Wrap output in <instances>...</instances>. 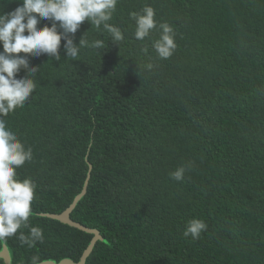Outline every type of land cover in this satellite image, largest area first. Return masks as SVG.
<instances>
[{"label": "trees", "instance_id": "1", "mask_svg": "<svg viewBox=\"0 0 264 264\" xmlns=\"http://www.w3.org/2000/svg\"><path fill=\"white\" fill-rule=\"evenodd\" d=\"M21 2L0 0V14ZM145 5L174 28L168 59L152 48L159 30L134 37ZM110 23L119 46L85 21L74 42L88 32L103 49L72 61L62 41L60 61L29 57L36 89L5 119L33 151L17 178L36 184L29 224L44 242L13 236L0 252L79 262L98 235L86 264H264V0H119ZM193 218L207 225L197 240L183 236Z\"/></svg>", "mask_w": 264, "mask_h": 264}, {"label": "clouds", "instance_id": "2", "mask_svg": "<svg viewBox=\"0 0 264 264\" xmlns=\"http://www.w3.org/2000/svg\"><path fill=\"white\" fill-rule=\"evenodd\" d=\"M119 0H22L21 6L10 13L0 14V242H6L15 236L22 246L29 248L44 242L43 229L31 226L32 203L35 199L36 184L31 178H17V169L33 159V151L26 147L18 135L12 131L5 117L22 108L36 89L35 74L40 69L30 64V56L48 55L61 60L60 48L64 41V53L72 61H77L81 49L100 50L104 41H88L82 36L77 45L74 35L87 21L92 28L107 32L113 43L119 46L124 41L123 30L110 23L116 12ZM135 22L134 37L144 41L154 30H159V38L152 41V48L160 59H168L177 47L176 33L167 22H158L153 7L145 5L140 12L130 13ZM41 20L51 21L43 28L38 25ZM90 30V31H91ZM27 33V35L25 34ZM147 54V48H142ZM23 54V55H21ZM153 64L145 68L151 70ZM27 75L17 78L21 70ZM191 162L180 165L169 173L170 179L183 182ZM27 228L28 233L18 230ZM203 220L190 219L186 222L183 236L199 239L206 231ZM31 264H44L38 256H33Z\"/></svg>", "mask_w": 264, "mask_h": 264}, {"label": "water", "instance_id": "3", "mask_svg": "<svg viewBox=\"0 0 264 264\" xmlns=\"http://www.w3.org/2000/svg\"><path fill=\"white\" fill-rule=\"evenodd\" d=\"M56 218L64 221V222H69V213H65L61 216H56ZM63 218L65 220H63ZM100 237L98 235H96V237H94L93 241L91 242V244L88 246V248L85 250V252L83 253L81 259L79 262H75L71 259H64L59 263L53 262V261H46L44 262V264H86V261L88 259V257L91 255L93 248L95 246L96 241L99 239ZM1 258L4 262V264H11V258H8L5 255H1Z\"/></svg>", "mask_w": 264, "mask_h": 264}, {"label": "rangeland", "instance_id": "4", "mask_svg": "<svg viewBox=\"0 0 264 264\" xmlns=\"http://www.w3.org/2000/svg\"><path fill=\"white\" fill-rule=\"evenodd\" d=\"M63 220H65L64 218H63ZM1 255H5V256H7L8 258H11V250H10V248L8 247V246H4L3 247V249H2V251L0 252V259H2L1 258ZM12 259V258H11ZM11 263H12V260H11Z\"/></svg>", "mask_w": 264, "mask_h": 264}]
</instances>
